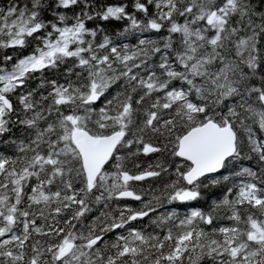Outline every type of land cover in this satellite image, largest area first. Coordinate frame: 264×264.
Masks as SVG:
<instances>
[{
    "label": "snow or ice",
    "instance_id": "obj_1",
    "mask_svg": "<svg viewBox=\"0 0 264 264\" xmlns=\"http://www.w3.org/2000/svg\"><path fill=\"white\" fill-rule=\"evenodd\" d=\"M0 264H264V0H0Z\"/></svg>",
    "mask_w": 264,
    "mask_h": 264
}]
</instances>
